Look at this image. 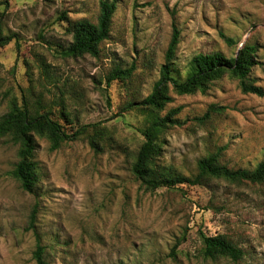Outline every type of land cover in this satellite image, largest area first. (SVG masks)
<instances>
[{
  "label": "rangeland",
  "instance_id": "374dc122",
  "mask_svg": "<svg viewBox=\"0 0 264 264\" xmlns=\"http://www.w3.org/2000/svg\"><path fill=\"white\" fill-rule=\"evenodd\" d=\"M100 2L0 0V24L12 37L0 44V117L14 99H26L52 111L72 135L86 126L56 150L37 136L34 193L13 175L18 146L0 136V264H38L35 230L44 264H264V183L212 179L206 186L147 190L131 166L150 116L123 110L153 91L174 28L180 32L174 77L183 80L199 52L233 56L250 42L261 61L252 77L264 89V0H118L99 54L68 56L70 22H97ZM132 65L130 78L107 86L112 69ZM171 95L161 115L177 109L178 123L161 136L162 167L190 176L198 159L212 153L233 168L264 160V95L244 93L228 74L205 92ZM200 232L226 234L244 256L204 258Z\"/></svg>",
  "mask_w": 264,
  "mask_h": 264
},
{
  "label": "trees",
  "instance_id": "16d2710c",
  "mask_svg": "<svg viewBox=\"0 0 264 264\" xmlns=\"http://www.w3.org/2000/svg\"><path fill=\"white\" fill-rule=\"evenodd\" d=\"M118 0H101L100 14L97 22L88 18H81L70 22L72 41L67 46L65 53L68 56L79 57L85 54L97 56L101 43L111 34L113 17L117 10ZM225 41L232 45L236 41L224 35ZM12 37L4 35L0 24V44H7ZM180 32L174 28V32L165 54V62L161 64L160 78L156 82L153 91L141 101H129L123 110L137 108L147 110L150 116L148 126L143 130L144 141L139 147L131 166L136 179L147 190L155 191L160 187L174 188L182 184L209 185L212 179H223L230 183H264V160L254 168H233L222 162L219 153H212L201 157L197 161V170L187 176L174 173L162 167L158 162L162 154L163 145L161 136L170 124L178 123L174 115L177 109H171L164 116L161 115L166 105L172 102L171 92L178 95L194 94L197 91L205 92L210 84L228 74L239 81L244 93L264 95V89L257 85L252 77V67L259 64L258 46L255 43L245 42L233 55L228 56L222 51L199 52L190 61V69L183 80H179L172 74L174 60ZM135 65L130 68L115 67L106 78L109 86L114 80L124 81L133 74ZM218 110V106H211ZM61 115L69 118V112L62 106ZM86 131V126H81L74 135L68 133L62 123L54 118L52 111L42 110L33 106L24 99L20 102L14 99L9 110L0 117V136L9 137L11 143L18 146L19 160L13 170L14 177L20 182L23 190L34 193L40 181V171L36 161L38 147L37 136L46 138L52 150L59 149L67 140L75 138ZM100 139L101 135H97ZM99 140L92 136L91 144L99 150ZM36 210L31 215L30 228H35ZM35 230V229H34ZM38 245L34 257L38 264H44L43 246L38 232ZM203 242L202 254L204 258L216 259L220 257L239 260L244 256V250L229 236L220 233L207 235L200 232ZM176 254L175 248L172 250Z\"/></svg>",
  "mask_w": 264,
  "mask_h": 264
}]
</instances>
